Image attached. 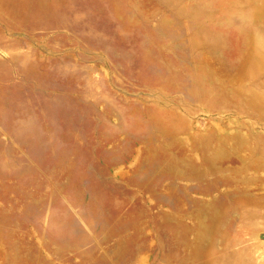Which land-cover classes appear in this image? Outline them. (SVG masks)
Masks as SVG:
<instances>
[{
	"label": "rangeland",
	"instance_id": "1",
	"mask_svg": "<svg viewBox=\"0 0 264 264\" xmlns=\"http://www.w3.org/2000/svg\"><path fill=\"white\" fill-rule=\"evenodd\" d=\"M0 264H264V0H0Z\"/></svg>",
	"mask_w": 264,
	"mask_h": 264
}]
</instances>
